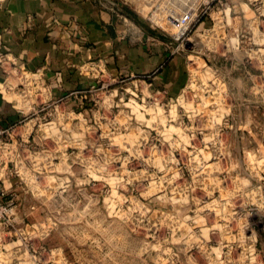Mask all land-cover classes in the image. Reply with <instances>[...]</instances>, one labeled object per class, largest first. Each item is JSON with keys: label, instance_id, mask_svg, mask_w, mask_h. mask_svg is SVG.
<instances>
[{"label": "rangeland", "instance_id": "374dc122", "mask_svg": "<svg viewBox=\"0 0 264 264\" xmlns=\"http://www.w3.org/2000/svg\"><path fill=\"white\" fill-rule=\"evenodd\" d=\"M222 1L174 43L177 94L101 80L4 137L14 264H264V0Z\"/></svg>", "mask_w": 264, "mask_h": 264}, {"label": "crops", "instance_id": "0c3cea01", "mask_svg": "<svg viewBox=\"0 0 264 264\" xmlns=\"http://www.w3.org/2000/svg\"><path fill=\"white\" fill-rule=\"evenodd\" d=\"M159 1L4 0L0 44L28 74L21 82L23 74L13 70L7 76L0 67V129L50 102L82 110L101 80L109 85L113 79L149 78L177 94L182 63L173 57L175 44L149 19ZM29 78L44 91L27 89Z\"/></svg>", "mask_w": 264, "mask_h": 264}, {"label": "built area", "instance_id": "2783aa9c", "mask_svg": "<svg viewBox=\"0 0 264 264\" xmlns=\"http://www.w3.org/2000/svg\"><path fill=\"white\" fill-rule=\"evenodd\" d=\"M3 2L4 0H0V9H2L3 7ZM217 5L223 6V1L160 0L159 3L149 13V19L157 28L166 32L171 37L174 43L181 42L180 44H182L186 40H188L189 34L195 28L196 24L204 19L205 16L210 15L212 10ZM22 66L23 65L19 63L18 58L2 50L0 44V67L3 69L4 74L9 76L13 73V70H17V73L23 74L22 76L24 77L26 71L24 68H22ZM118 80L119 79H113V82H117ZM34 83L30 82V84H28L33 89H35V91H42L40 81H36ZM27 117L18 124L11 126V128L0 129V233H2L1 230L5 231V233L7 234L6 239L8 238L9 241L11 236L9 234L12 232L10 227H12L13 220H15L14 216L16 208L14 200L10 198L8 189L4 186V183L2 181V178L5 177V171L8 167V161L5 159L4 151H11V149H8L10 144L4 142V137H11V135L15 130H17V128H19L20 126H26L27 123H25V121ZM5 246L6 245L4 244V246L0 249V264L3 262L4 258H7V261L10 262V264H14V259L8 253V250ZM16 259L18 260V258ZM18 262L19 264L21 263L20 261Z\"/></svg>", "mask_w": 264, "mask_h": 264}, {"label": "bare ground", "instance_id": "6f19581e", "mask_svg": "<svg viewBox=\"0 0 264 264\" xmlns=\"http://www.w3.org/2000/svg\"><path fill=\"white\" fill-rule=\"evenodd\" d=\"M27 81H28V83L30 84V81H31L30 78H29V80H27ZM24 94H25V93H24ZM20 108H23V107L21 106Z\"/></svg>", "mask_w": 264, "mask_h": 264}]
</instances>
